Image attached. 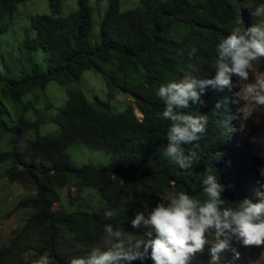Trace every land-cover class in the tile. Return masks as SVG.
<instances>
[{"label":"trees","instance_id":"16d2710c","mask_svg":"<svg viewBox=\"0 0 264 264\" xmlns=\"http://www.w3.org/2000/svg\"><path fill=\"white\" fill-rule=\"evenodd\" d=\"M29 1L34 3L31 10ZM63 1L47 0L48 10L40 12L41 0H0V35L14 23L18 26L13 49L0 40V140L6 139L5 146L0 145V163H7L4 173L11 181L34 187L18 202L32 214L0 246V264H32L45 253L49 264H68L73 256L86 255L101 243L105 223L138 238V230L128 223L134 212L177 190L202 198L200 179L207 166L224 186L221 197L226 206L245 197L258 199L254 164L234 130V87L206 89L203 104L181 109L207 117L200 139L182 145L185 152L199 156L189 169H180L160 154L169 121L158 115L165 105L155 89L185 75L210 76L215 44L233 23L242 28L256 23L258 18L250 13L260 0H138L127 10H120V0H106L97 33L92 29L93 12L100 6L76 0L75 10L65 14ZM193 47L196 51L189 55ZM89 69L103 78L106 100H89L73 87ZM51 81L66 95L56 110L46 94ZM120 92L130 96L132 104L121 95L116 101L124 109L112 112L109 102ZM47 122L54 123L56 131L41 134ZM74 142L105 149L107 164L75 167L67 152ZM217 152L220 156L212 159ZM69 185L77 197L85 186L97 187L96 199H88L89 208H53L60 190ZM106 208L116 215L105 218ZM208 261L207 252L197 253L192 264Z\"/></svg>","mask_w":264,"mask_h":264},{"label":"clouds","instance_id":"9594fccd","mask_svg":"<svg viewBox=\"0 0 264 264\" xmlns=\"http://www.w3.org/2000/svg\"><path fill=\"white\" fill-rule=\"evenodd\" d=\"M250 14L258 18L256 23L244 28L238 22L233 23L228 34L215 44L210 76L185 75L179 80L160 83L155 89V95L165 105L158 115L169 121L167 143L160 154L180 169L191 168L193 161L199 159L195 151L185 152L182 145L199 140L207 122L204 114L193 115L181 109L188 108L190 103L203 104L206 89L222 91L238 87L245 101L242 111L245 119L264 109V73L249 80L255 62L264 57V0ZM195 51L191 48L189 55ZM215 107L219 108L220 103ZM219 156L217 152L212 159ZM248 161L253 164L249 157ZM258 171L264 177V165ZM200 183L202 198L177 190L173 195L159 196L153 206L142 205L136 210L128 223L131 229L138 230V238L126 236V230L119 225L105 223L101 243L92 246L86 255L73 256L68 264H133V261L144 264L145 260L151 264H192L195 255L203 252L206 245L208 264H220L225 252L239 255L232 244L234 240L242 246L264 244V190L255 191L258 199L245 197L234 206H226L221 197L224 186L211 166L205 167ZM260 189H264V184ZM103 215L110 219L116 213L106 208ZM37 257L32 264H49L46 253Z\"/></svg>","mask_w":264,"mask_h":264},{"label":"rangeland","instance_id":"374dc122","mask_svg":"<svg viewBox=\"0 0 264 264\" xmlns=\"http://www.w3.org/2000/svg\"><path fill=\"white\" fill-rule=\"evenodd\" d=\"M87 1L90 5L96 3L95 5H98L101 8V10L95 8L93 12L92 29L93 32L97 33L99 21L98 17H101L104 13L106 0ZM38 2H36V4ZM46 2L47 0H41L38 9L40 12H46L48 10L49 6ZM137 2L138 0H120V10L130 9L134 7ZM27 4H29V10H31L34 3L29 1ZM62 6L64 7V13L67 14L68 11L75 10L76 0H64ZM98 14L100 15L98 16ZM17 28V23H14L7 33L0 35L1 43L5 48L13 49L15 46V42L18 37H14L13 34L14 32L17 33ZM262 73H264V57L255 62L254 68L249 76V80L251 81L255 78V76ZM232 79L235 80L236 78L233 77ZM73 87L80 89L89 100L94 97L106 100L107 89L105 82L100 74L92 69L83 71L79 81L75 83ZM46 94L52 101L55 110L66 99L64 88L54 81H51L48 84ZM121 95L126 97V104H132L131 97L120 92L117 94L115 99L109 102L110 110L112 112H118L124 109L125 105L123 104L120 106L116 101V99ZM232 99L234 101H238V105L235 106L236 113L234 115V119L236 125L234 126V130L237 133V138L241 140L244 146L243 150L247 153L248 157L254 164V171L257 173L260 189V185L264 184V177H262L258 171L259 168L264 165V109L253 112L251 116L245 119L242 115L245 101L241 98L238 87L234 86ZM119 100L123 102L121 98H119ZM3 103L8 105V102ZM55 110L48 111L47 115H52ZM136 114L140 117L137 110ZM56 128L57 127L54 123L47 122L41 125L40 132L41 134L54 132L56 131ZM5 143L6 139L0 140V145L5 146ZM67 152L69 153L72 164L75 167H80L83 164L101 167L107 164L109 158L105 149L81 142H74L71 144L67 148ZM6 165L7 163L5 162L0 163V245L6 243L13 231L22 225L32 214V210L30 208L18 206V202L31 195L34 191V187L30 183H17L11 181L4 173ZM65 193L66 195H64ZM96 193V186H85L84 193L80 197H77L73 185L66 186L60 190V199L59 201L54 202L53 208L61 209L60 207H62V210L66 212H72L76 209H87L89 208L87 205L90 204L88 199L91 197L94 198ZM95 199L96 198H94V200ZM143 205L145 206V204ZM232 244L239 255L235 256L231 251L225 252L221 255L220 263L225 261L227 264H264V244L242 246L239 241L236 240L232 241ZM206 252L207 245L205 246V250L201 253ZM28 257L29 255H26L25 259ZM37 258L38 257L35 259Z\"/></svg>","mask_w":264,"mask_h":264},{"label":"bare ground","instance_id":"6f19581e","mask_svg":"<svg viewBox=\"0 0 264 264\" xmlns=\"http://www.w3.org/2000/svg\"><path fill=\"white\" fill-rule=\"evenodd\" d=\"M231 100H233V99H231ZM135 113H136V111H135ZM139 113V112H138ZM140 114V113H139ZM137 115V114H136ZM138 116V115H137ZM140 116H141V114H140ZM139 117V116H138Z\"/></svg>","mask_w":264,"mask_h":264}]
</instances>
